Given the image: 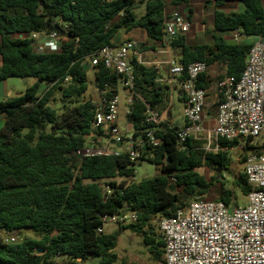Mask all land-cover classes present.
Here are the masks:
<instances>
[{
    "label": "trees",
    "instance_id": "16d2710c",
    "mask_svg": "<svg viewBox=\"0 0 264 264\" xmlns=\"http://www.w3.org/2000/svg\"><path fill=\"white\" fill-rule=\"evenodd\" d=\"M227 1L232 0H214L216 6ZM233 1L243 4V11H217L211 43L190 45L184 35L171 41L172 49L180 50L175 56L179 63L206 61L209 67L226 66V76L242 75L253 46L246 38L264 39V0ZM137 2L0 0V82L12 77L38 80L19 96L0 100V117L4 119L0 131V233L32 229L42 234L39 239L26 238L17 243L6 242L0 234V264H54V254L68 258L67 264L85 263L90 256L100 257L101 264H115L116 255L111 251L118 245L119 232L106 234L98 229L104 226L102 216L121 209L138 216L137 222L121 227L144 233L152 261L164 263V244L152 224L155 219L171 216L194 200L211 195L218 184L221 190L214 193L213 199L228 207H238L237 190L249 195L251 186L245 172L233 178L231 188L222 181V175L209 180L198 172L203 167L228 170L226 150L238 144L237 140L220 139L221 150L217 152L201 150L194 140L180 149L177 126H160V146L144 149L142 160L156 164L162 173L140 183L130 181L136 163L126 154L75 155L97 140L92 128L93 99L79 101L89 88L86 58L103 47L114 46L119 29L144 30L155 42L147 49L166 42L167 3L148 0L145 14L137 18L133 13ZM170 3L188 6L189 0ZM187 8V19L191 21L194 10ZM50 29L58 30L65 38L60 52L38 53L29 39L20 37ZM235 31L243 36L240 41L218 34ZM131 63L136 86L129 118L132 129L140 132L149 126L146 104L159 113L167 107L168 86L156 81L160 77L158 69L140 65L136 59ZM93 69L97 89L118 87V75L103 65ZM212 82L209 72L199 78L200 87L207 90ZM41 83L46 86L42 92ZM57 92L63 101L61 115L50 106ZM117 178L124 180L118 183ZM35 248L45 254H34Z\"/></svg>",
    "mask_w": 264,
    "mask_h": 264
},
{
    "label": "built area",
    "instance_id": "2783aa9c",
    "mask_svg": "<svg viewBox=\"0 0 264 264\" xmlns=\"http://www.w3.org/2000/svg\"><path fill=\"white\" fill-rule=\"evenodd\" d=\"M115 1V0H107ZM190 23L176 14L165 20V50L149 49L143 52L137 42L127 40L119 46H106L86 58L89 67L103 65L119 77L130 96L131 106L135 96V76L131 61L159 70L157 82L168 86V105L161 113L146 104V129L135 132L119 128L118 87L109 85L98 89V100H92L95 114L92 122L96 141L83 149L86 157H119L128 155L134 163L142 160L144 149L158 147L160 126L174 128L166 114L173 106L174 96L183 98L185 124L176 129L180 149H185L189 140L205 141L207 150H221L220 139L237 140L240 146H250L252 153L245 157V173L251 191L248 205L228 207L223 201L199 198L187 207L178 209L173 215L158 220V232L164 244V264H264V39L256 38L250 49L245 68L239 78L226 76L217 82V112L210 122L207 108L209 90L200 87L199 78L209 72L206 61H194L187 65L174 57L165 62L150 60L147 55L170 54L171 41L185 35ZM31 41L38 53H56L62 50L65 38L56 29L22 34ZM243 38L239 31L232 33V39ZM167 66V71H163ZM143 100L140 96H138ZM144 101V100H143ZM143 136V140L137 138ZM112 142H115L114 144ZM116 143H120L118 147ZM108 189V188H107ZM109 192V191H108ZM110 193V192H109ZM103 225L108 222L120 226L138 221L135 212L121 209L118 213L101 217ZM104 232V226L98 229ZM8 243H17L13 236L5 238ZM34 254L44 255L39 248ZM65 258L54 254L51 260ZM84 264V263H82Z\"/></svg>",
    "mask_w": 264,
    "mask_h": 264
},
{
    "label": "rangeland",
    "instance_id": "374dc122",
    "mask_svg": "<svg viewBox=\"0 0 264 264\" xmlns=\"http://www.w3.org/2000/svg\"><path fill=\"white\" fill-rule=\"evenodd\" d=\"M148 0H138L133 8L134 15L139 18L143 16L146 12V2ZM209 2H205L202 0H189V4L182 5L178 7V11L184 18L189 22V20L185 17L184 10L187 7H190L194 10V15L192 16V26L197 30L196 39L192 40L191 44H204V43H211L213 40V33H214V19L215 14L217 11L229 12L233 13L236 11H243L244 5L235 2H229L225 6H216L214 0H208ZM176 8L169 5L167 10L174 11ZM205 21V30L202 32L200 30L201 24ZM143 30L135 29L130 32L125 31L124 29H119L117 34L113 39L114 44L120 43L122 40L125 39H139V36ZM223 35L224 37L230 39L232 38V33H218ZM1 41V39H0ZM246 41L251 43L255 41L254 37L246 38ZM180 50L177 49L175 52L173 51V56L175 58L177 52ZM87 70V82H88V91L79 98V101L83 100H98L99 94L98 89L96 86V79H95V71L93 67H88ZM210 77L212 79V86L209 90V98L208 103L210 104L207 108V112L210 114L214 112V114H210V122L213 123L217 109H214V105L217 103V82L220 79H224L226 77V66L215 64L212 69H209ZM38 82L36 78H16L12 77L5 81L0 82V93L7 97H16L20 94L24 93L28 88L32 87ZM45 84L41 83L40 89L41 92L45 89ZM118 93H119V119L118 124L119 128L123 131L127 130L128 124L130 123V118L127 114L128 110L130 109V105L128 103V98L130 93L124 89L122 83L118 85ZM50 106L57 111L59 115L63 113V101L61 99V95L59 92L55 94V100L51 101ZM173 119H175V125L178 124L179 126L183 124V111L184 105L181 101H179L178 96H174L173 106L170 109ZM173 123V124H174ZM260 144L264 143V138H258ZM199 146L201 150L206 152H210L207 150L205 141L200 140ZM227 154L230 158V165L228 170L220 172L212 171L207 167H203L198 169V172L202 175L206 176L207 179H211L216 174L222 175V181L227 184V187L231 188V183L233 178L239 176L241 173L245 172L246 163L244 157L247 154L252 153L251 148H246L245 146H240V144H236L233 148H229L226 150ZM78 158L83 156V151H79L75 154ZM161 168L154 163H151L148 160H140L135 165V175L130 179V181L134 183H140L142 180L147 178H152L155 176L160 175ZM124 179L117 178L115 179L116 182L120 183ZM88 182V181H86ZM107 181H102L101 183L104 184ZM221 190V184L216 185L212 189L211 195H207L204 198L208 197V199H213L216 197V192ZM215 193V194H214ZM237 195V204L238 206H246L248 205V197L244 196L239 190L236 191ZM158 220L159 218L153 221L154 230L157 234L158 232ZM126 227L130 226V223L125 225ZM104 232L106 234H114L119 232L118 236V245L115 249L111 251L112 254L116 255L115 264H164V263H155L152 261V258L149 253V246L145 242V234L138 233L133 231L131 228H122L120 225L114 222H108L104 225ZM3 238H9L11 236L15 237L18 242L26 238L32 239H39L42 234L36 232L32 229H20L10 233H0ZM69 262L68 258H62L59 260H53L54 264H67ZM84 264H101V258L96 256H90L89 259Z\"/></svg>",
    "mask_w": 264,
    "mask_h": 264
},
{
    "label": "crops",
    "instance_id": "0c3cea01",
    "mask_svg": "<svg viewBox=\"0 0 264 264\" xmlns=\"http://www.w3.org/2000/svg\"><path fill=\"white\" fill-rule=\"evenodd\" d=\"M164 1L167 3L166 8H165V20H166V19H172L173 16L176 15V14H178V15L184 17V16L181 15L180 12L178 11V7H181L182 5H180V6H174V5H172V4L170 3V0H164ZM202 1L209 2L208 0H202ZM229 2H235V3L239 4L238 1H233V0H232V1H227L226 3H224L223 6H225V5H226L227 3H229ZM169 5L173 6V7L176 8V9H175L174 11H168L167 8H168ZM184 12H185V17L187 18L188 8H186V9L184 10ZM236 12H239V11H236ZM224 13H229V12H226V11H225ZM231 13H232V12H231ZM193 15H194V14H193ZM192 18H193V17H192ZM189 23H190V30H189V32H188L187 34H185L184 36L186 37L188 44H190V45H197V44H191V43H190L192 40L196 39V36H197V30H196L195 26L193 27V26L191 25V24L193 23L192 20L189 21ZM204 24H205V21H204V23L201 24V28H200V30H201L202 32L205 30V26H204ZM127 40H133V39H129V38H128V39L122 40L120 43H118V44H114V45H115V46H119V45L123 44V43H124L125 41H127ZM255 40H256V38H255ZM133 41L137 42V44H138V46H139V49H140L141 51H143V52H147V50H149V49H147V47H150V46H152V45L155 44V42H154L153 40L149 39V37L147 36V34H146V32H145L144 30L141 32V34H140V36H139V39H136V40H133ZM204 44H206V43H204ZM165 48H166V45L164 44L163 46H158V47H157L156 49H154V50H156V51H160V50H165ZM173 51H174V50L171 49L170 54L168 53V54H158V55H147V57H148L151 61H152V60H155L156 62H165V61H167L171 56L174 57V56H173ZM174 52H175V51H174ZM0 65H1V59H0ZM213 66H214V65L210 66L209 69H212ZM163 71H167V66H163ZM209 73H211V70H210ZM5 98H6V97H5L4 95H2V93H0V100H3V99H5ZM178 99H179V98H178ZM179 101H180V100H179ZM181 102H182V101H181ZM182 103H183V102H182ZM166 117L168 118V120H169L172 124L174 123L175 119H173V115H172L171 111L168 112V113L166 114ZM184 124H185V118H184V114H183V124L179 126L178 124L175 125V123H174V125L177 126L178 128H182V127L184 126Z\"/></svg>",
    "mask_w": 264,
    "mask_h": 264
},
{
    "label": "water",
    "instance_id": "95a60500",
    "mask_svg": "<svg viewBox=\"0 0 264 264\" xmlns=\"http://www.w3.org/2000/svg\"><path fill=\"white\" fill-rule=\"evenodd\" d=\"M167 38H168V37L165 36V39H167ZM3 124H4V119H3L2 117H0V131H1L2 127H3ZM132 128H133L132 123H129V124H128V128H127L128 131H132ZM137 138H138L139 140H143V139H144L143 136H141V135H138ZM112 143L114 144L115 142H112ZM116 145H117L118 147L121 146L120 143H116ZM217 172H220V169H218ZM129 183H130V182H129ZM170 188H171V190H174V189H175V187H174L173 185H172Z\"/></svg>",
    "mask_w": 264,
    "mask_h": 264
}]
</instances>
